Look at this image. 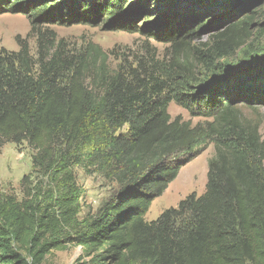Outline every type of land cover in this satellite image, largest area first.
I'll return each mask as SVG.
<instances>
[{
  "label": "trees",
  "instance_id": "1",
  "mask_svg": "<svg viewBox=\"0 0 264 264\" xmlns=\"http://www.w3.org/2000/svg\"><path fill=\"white\" fill-rule=\"evenodd\" d=\"M248 1L149 5L171 8L173 20L186 10L211 27L204 20L210 12L234 8L236 17ZM126 3L0 0V15L21 14L30 23L17 50L0 49V148L26 142L35 151L21 198L0 193V264H42L73 246L81 248L75 264H264V139L239 108L264 106V51L246 45L249 20L230 24L201 53L186 42L194 23L184 17L182 33L165 30L169 59L151 56L135 68L120 62L110 69L107 54L93 46L69 56L51 43L53 34L40 32L108 18L109 29L131 32L135 18ZM172 102L203 122L171 119ZM208 144L214 156L205 193L147 222L152 201ZM76 169L119 187L84 217Z\"/></svg>",
  "mask_w": 264,
  "mask_h": 264
},
{
  "label": "rangeland",
  "instance_id": "2",
  "mask_svg": "<svg viewBox=\"0 0 264 264\" xmlns=\"http://www.w3.org/2000/svg\"><path fill=\"white\" fill-rule=\"evenodd\" d=\"M150 1L152 0H127L125 12L132 11L133 18H135L134 29L131 32L109 29L110 18L108 21L100 19L96 25L44 26L40 32L47 36L50 33L53 34L55 39L51 43L60 46V49L69 56H75L91 46L102 50L108 56L110 69H115L120 62L124 63L126 67L135 68L137 61L145 60L151 56L160 61L169 59L170 46L168 44L172 43L165 41L167 39L164 37L165 30L171 26L175 31L179 30V33H182V27L185 24V21H182L184 17H190V21L187 18L186 24L187 22L194 23L190 26L193 28L194 34L186 42L201 49V53L207 50L206 47L211 44L214 36L223 33L230 24L244 19H248L250 22L249 38L246 45L252 49L264 51V0L259 3H256L258 0L248 1L236 17L232 15L234 8H229V13L219 9L210 12L204 20L208 21L211 27L194 22L193 16H190L186 10L179 12L176 15L177 19L173 20L171 8L161 5L162 8L157 5L152 7L149 5ZM29 32L30 23L25 16L21 14L0 15V49L17 50L16 38L26 39ZM28 43L32 54L36 55V38L28 39ZM191 49L194 54L197 53L195 49ZM240 53L241 50L237 51L234 57H238ZM197 72L198 74L201 72L200 67L197 68ZM239 108L246 121L258 127V132L264 139V106L252 109ZM168 112L171 119L180 115L185 121L191 120L193 125L203 122V118H191L186 109L173 102L170 103ZM126 130L127 127L122 131ZM197 150L196 156L179 169L176 178L169 183L164 193L152 201L145 215L147 222L156 220L162 211L174 207L178 201L188 195L194 193L199 196L204 192L207 163L214 155V149L212 144H208ZM34 153L35 151L26 142L20 145L7 143L0 148L1 194H13L17 199L21 198L20 180L24 175L31 173V158ZM75 177L77 184L85 190L81 200V217H84L88 211L95 212L102 204L113 199L119 191L118 186L105 182L90 170L76 169ZM80 255L81 248L73 246L66 251L51 253L42 264H75Z\"/></svg>",
  "mask_w": 264,
  "mask_h": 264
},
{
  "label": "crops",
  "instance_id": "3",
  "mask_svg": "<svg viewBox=\"0 0 264 264\" xmlns=\"http://www.w3.org/2000/svg\"><path fill=\"white\" fill-rule=\"evenodd\" d=\"M214 151V150H213ZM214 156V155H213ZM212 156V157H213ZM212 158H210L209 159V161L211 160ZM209 161H208V163H209ZM208 163H207V166H208ZM207 172H208V167H207V169H206V179H205V190H206V183H207ZM171 189V188H170ZM205 190H204V192L201 194V195H203L204 193H205ZM201 195H199V196H201ZM189 196V195H188ZM186 198V197H185ZM184 198V199H185ZM184 199H182V200H184ZM182 200H180V201H178V204L182 201ZM178 204L176 203V205L174 206V207H170V208H177V206H178ZM169 209V208H168ZM165 210H167V209H165ZM164 210V211H165ZM163 212V211H162Z\"/></svg>",
  "mask_w": 264,
  "mask_h": 264
},
{
  "label": "water",
  "instance_id": "4",
  "mask_svg": "<svg viewBox=\"0 0 264 264\" xmlns=\"http://www.w3.org/2000/svg\"><path fill=\"white\" fill-rule=\"evenodd\" d=\"M261 0H258L256 3H259Z\"/></svg>",
  "mask_w": 264,
  "mask_h": 264
}]
</instances>
